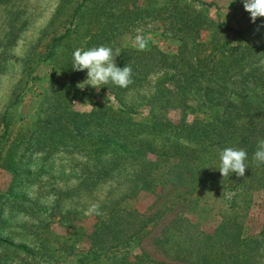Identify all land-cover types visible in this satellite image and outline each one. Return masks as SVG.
<instances>
[{"label":"rangeland","instance_id":"rangeland-1","mask_svg":"<svg viewBox=\"0 0 264 264\" xmlns=\"http://www.w3.org/2000/svg\"><path fill=\"white\" fill-rule=\"evenodd\" d=\"M202 1L213 5L197 0H0V264H108L96 257L100 242L94 233L119 206L141 219L161 212L149 222L146 235L129 246L130 254L146 252L176 263L158 243L168 223L186 216L211 234L234 216L232 202L241 213L229 226L241 225L244 237L253 235L252 250L240 264H264V168L241 182L246 187L231 190L228 184L237 178L220 173V182L228 186L220 193L206 189L173 199L189 182L182 177L179 183L171 181L166 163H160L159 179L151 185L137 165L107 168L113 155L86 137L92 134L49 146L40 133L53 114L69 108L89 112L105 98L107 105L140 120L151 114L174 122L183 116L187 122L218 118L227 121L224 134H244L246 124L264 123V65L259 64L264 17L253 23L243 0ZM138 35L146 41L144 50L136 46ZM101 45L113 54L119 50L117 66L128 64L131 78L136 77L122 103L103 90L106 85L99 91L77 87L87 70H73L74 50ZM237 96L246 97L241 110L230 104ZM221 132L210 131L189 144L135 130L129 137L166 150L187 144L200 170L202 161L212 165L219 159L217 146L230 147ZM149 157L155 160L156 154ZM161 176L166 180L161 182ZM93 204L101 214L85 215ZM1 240L26 244L35 254Z\"/></svg>","mask_w":264,"mask_h":264},{"label":"trees","instance_id":"trees-1","mask_svg":"<svg viewBox=\"0 0 264 264\" xmlns=\"http://www.w3.org/2000/svg\"><path fill=\"white\" fill-rule=\"evenodd\" d=\"M197 1L202 2L204 6L213 5V3L202 0ZM185 25L186 23H184ZM237 33L242 35L241 30H238ZM62 37L63 35L60 38ZM162 56L166 57L165 53ZM166 67L158 69H165ZM153 71L155 70L153 69ZM135 78H131L132 83L126 88L110 83L103 90H109L110 94L122 103L125 94L135 85V81H137ZM235 99L230 102L235 109L241 110L245 108V104L247 105L245 96L243 99H239L238 96ZM106 101L105 98L94 102V108L89 112H80L69 108V110L53 114L48 118L43 129L40 130V133L44 132L46 136L43 141L48 142L50 146L58 143L64 144V141L67 140L84 138L85 133L92 134L86 137L92 140L99 150L111 152L113 155V159L107 168L116 169L122 164L137 165L141 168L143 177L151 185L154 180L158 181L159 179V173H157L159 169L157 168L161 165L160 163H166L167 165L164 167H167L169 173L173 175L171 181L179 183L182 177L189 182V184L184 186L186 187L184 190H178L173 199L186 198L188 195L196 194L198 191H205L206 189H215V192L220 193L221 189L228 187L223 184L224 182H220V171L216 169L218 166H215L219 163V159L212 165L205 164L202 161V167L199 170L200 166L196 165L195 157H192V150L187 144H174L173 148L166 150L154 146L148 140L129 137L130 132L135 130L136 132L141 131L151 135L176 136L188 141L189 144L199 141V138L202 137L201 135L205 136L210 131H222L220 137L230 140L228 146L242 148L248 153L246 161L248 168L245 170V175L237 177L233 173L229 176L237 178L234 184H228L231 186V190L234 187H246V184H241V182L246 181L245 183H247L249 179H254L256 173L264 168V166L257 167L252 161L257 140L264 138V123L261 121L253 122L252 126L246 124L247 129L248 127L249 129L244 134H224L223 127L227 121L223 122L218 118L206 122H200L199 120L187 122L183 116L179 122H174L163 115L151 114L146 120H140L131 116L123 108H114L107 105ZM228 110H230L229 107H227L225 112L226 116H228ZM228 122H231L230 119H228ZM231 124L234 123L232 122ZM197 126L202 129L200 133L196 132ZM215 127L218 129L213 130ZM217 148L222 151L226 146H217ZM150 153L156 154L155 160L150 159ZM161 178V182L166 180L163 176ZM202 181H205V183L202 184ZM233 207L234 216L232 219H226L221 222L211 234L199 229L198 223L192 222L186 216L174 218L170 221L162 230L158 243L164 255L176 261V263L156 260L146 252L130 254L129 246L134 241H140L146 235L149 222L161 217L160 211L146 219H141L139 213L128 211L121 206L115 207L104 227L99 232L96 231L94 233L97 242H100L99 254L97 253L96 257H103L106 261L109 260L108 264H181V262L184 264H240L246 256H249L247 255L248 252L252 250L249 244L253 241V235L247 234L244 237L241 225H237L235 228L229 226V222L238 218L241 213L239 209V213L237 212L235 204L232 202L230 208ZM222 215L226 216L227 212H222ZM107 238H110V240H107ZM1 241L14 245L31 255L35 254V251L26 244H15L6 240ZM108 252H112V256L106 255Z\"/></svg>","mask_w":264,"mask_h":264},{"label":"clouds","instance_id":"clouds-1","mask_svg":"<svg viewBox=\"0 0 264 264\" xmlns=\"http://www.w3.org/2000/svg\"><path fill=\"white\" fill-rule=\"evenodd\" d=\"M243 6L245 11L250 13V19L253 23L256 22L257 18L264 17V0H243ZM136 42L138 50L146 48V41L142 36L138 35ZM118 55H120L119 50L113 54L111 47L103 45L89 49H75L72 54L73 70H87L86 79L78 82L77 87L83 90L85 87L91 86L96 91H99L102 86L109 85L110 83L121 88L128 87L132 83V69L128 64L118 67L115 60V57ZM259 64L264 65V60H260ZM247 159L248 153L244 149L226 147L219 152V165L216 169L220 171L222 177H227L233 173L237 177H243L245 170L248 168ZM252 161L257 167L264 166V138L257 140ZM92 214H101L98 205H91L85 212V215Z\"/></svg>","mask_w":264,"mask_h":264}]
</instances>
